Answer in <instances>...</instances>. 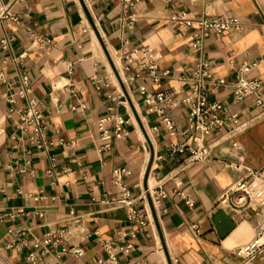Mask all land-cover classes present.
I'll use <instances>...</instances> for the list:
<instances>
[{
  "label": "crops",
  "instance_id": "1",
  "mask_svg": "<svg viewBox=\"0 0 264 264\" xmlns=\"http://www.w3.org/2000/svg\"><path fill=\"white\" fill-rule=\"evenodd\" d=\"M0 7L21 20L0 22V264H32L30 252L39 257L35 264H105L109 254L102 241L113 243L121 264H264V256L243 262L233 254L264 230V213L251 208L234 212L218 203L239 175L229 162L264 168V119L236 135L226 128L207 134L211 157L205 162L184 167L188 153L169 150L191 142L181 133L189 108L180 100L189 93L183 78L201 56L210 60L214 76L228 83L211 97L232 102L230 84L243 63L256 62L249 76L264 82V34L259 28L264 20L256 14L255 0H143L131 28L122 22L119 0L93 1L89 8L83 0H0ZM181 9L190 17L236 15L249 28L201 34L175 20ZM4 37L12 38L9 49L1 45ZM125 42L159 52L161 68L170 74L159 85L145 79L136 64L123 60ZM22 74L29 76L45 115L46 148L20 139L25 102L7 100L13 92L7 83L17 84ZM141 86L172 93L166 111L177 134L147 110ZM253 102L250 96L231 111L246 121L259 112ZM110 112L125 120L121 138L115 136L114 122L106 125L109 138L98 127ZM116 168L131 172L123 179L138 198L136 207L147 215L142 230L128 221L126 207L102 202L120 195ZM179 182L193 207L175 195ZM147 187L165 191L158 205L140 197ZM72 211L81 223L70 227L68 240L35 249L46 233L70 226ZM21 237L27 245L18 247ZM129 243L133 249L125 253L121 248ZM70 245L82 247L84 255L63 253Z\"/></svg>",
  "mask_w": 264,
  "mask_h": 264
},
{
  "label": "built area",
  "instance_id": "2",
  "mask_svg": "<svg viewBox=\"0 0 264 264\" xmlns=\"http://www.w3.org/2000/svg\"><path fill=\"white\" fill-rule=\"evenodd\" d=\"M93 1L103 2L105 0H83L87 8ZM143 0H119V8L122 13V22L125 26L133 27L139 19V6ZM178 0H167L168 3ZM257 11L256 14L264 20V0H255ZM11 20L20 23V17L10 13V10L0 7V22ZM175 20L187 26H194L201 34L214 32L216 34H225L228 32H246L248 26L236 15L232 14H215L203 13L190 17L185 10H177ZM259 28L264 34V21L259 24ZM12 38L4 37L1 39V45L4 49L11 47ZM196 47L202 51V43L197 40ZM122 58L129 64H136L139 70L144 74L145 79L150 80L153 84L159 85L162 78L170 74L169 70L162 69L160 61L162 55L149 46H129L124 43L122 50ZM257 66L256 62L243 63L236 69L235 79L230 84L232 88V102L211 97L217 92L225 88L228 83L220 77L214 76L213 67L207 58L201 56L191 75L183 78L188 85L189 93L182 97L181 103L188 106L187 126L181 130L183 135L190 138L182 144H173L170 147L172 153H188L184 162V167L189 163L205 162L211 157V148L205 143V136L215 130L226 128L230 133L239 134L250 127L258 124L264 119V82L257 77H250V72ZM129 69V66L126 67ZM0 79L4 81L2 69L0 67ZM135 77H131L130 81ZM7 88L11 91L7 97L8 102L14 103L17 99L25 102V107L20 114L19 129L21 131V140L39 149L46 148L48 125L45 115L41 108L40 101L33 96V88L31 80L27 74H22L17 84L7 83ZM143 96L144 104L150 113L160 118L163 126L172 134L178 132L176 122L167 113L166 106L173 102L172 93L169 91H149L145 86L139 89ZM252 96L254 98V106L259 109L258 114L246 121H241L239 113L231 111L233 104L243 102L246 98ZM109 122L115 123V136L123 137L125 131L122 125L125 120L118 115L109 113L100 119L98 123L99 129L103 136L109 138L110 130L106 127ZM74 145V143H71ZM237 146V144H234ZM227 166L238 172V177L232 184L221 194L218 203L227 206L236 212L243 208H251L252 210H260L264 213V168L253 170L243 161H232ZM131 172L125 168H116L113 171L114 182L120 190V195L116 200L107 198L102 202L111 204L115 207H126L128 210V221L138 225V229L142 230L147 224V215L136 207L137 197H134L123 176L129 175ZM181 182L178 183L174 193L186 200L190 206H194V201L184 196L181 192ZM165 196L163 188L151 189L147 187L140 197L149 198L153 205H158ZM71 224L67 229L60 231H50L44 235L42 241L34 244L35 249L49 244H57L60 240H68L70 227L78 226L81 218L74 211L71 212ZM135 237L136 233H129ZM19 233H16L18 236ZM25 233L21 232V236ZM127 234H123L126 236ZM101 244L108 252L109 256L105 264H121L116 254V248L110 241H102ZM27 245V240L23 237L19 238L16 246L23 247ZM125 253H129L133 249V244L129 243L121 248ZM63 253H71L76 256H83L84 249L79 246L70 245L63 248ZM234 256L243 262H249L258 256H264V230L258 232L257 236L245 242L233 250ZM30 263L35 264L39 260L35 252L28 255Z\"/></svg>",
  "mask_w": 264,
  "mask_h": 264
}]
</instances>
